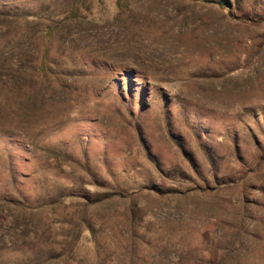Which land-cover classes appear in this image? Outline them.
<instances>
[{
  "label": "rangeland",
  "instance_id": "1",
  "mask_svg": "<svg viewBox=\"0 0 264 264\" xmlns=\"http://www.w3.org/2000/svg\"><path fill=\"white\" fill-rule=\"evenodd\" d=\"M0 264H264V0H0Z\"/></svg>",
  "mask_w": 264,
  "mask_h": 264
},
{
  "label": "trees",
  "instance_id": "2",
  "mask_svg": "<svg viewBox=\"0 0 264 264\" xmlns=\"http://www.w3.org/2000/svg\"><path fill=\"white\" fill-rule=\"evenodd\" d=\"M113 194V193H112ZM112 194H110V195H112ZM115 195H117L118 197H121V195H118V194H116V193H114ZM113 194V195H114ZM79 222H82V225L85 227H87V229L90 231V233L92 234L93 233V231L95 230V228H94V225H90V223H87L86 221H85V219L84 218H81L80 220H78V223L76 222H72V221H67V224H69L70 226H73V227H79L80 226V224H79ZM57 224H60V222L59 221H57L56 223H52V225H51V227H53L54 226V228L55 229H59V227H57L56 225ZM67 238L68 237H73V238H75L77 235L76 234H74V235H72V234H64ZM70 241H72V240H70ZM67 243H69L68 241H67ZM70 244V243H69ZM69 252V251H68Z\"/></svg>",
  "mask_w": 264,
  "mask_h": 264
}]
</instances>
